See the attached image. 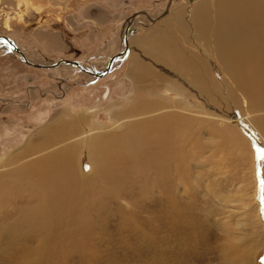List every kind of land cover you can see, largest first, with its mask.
<instances>
[{
	"label": "rangeland",
	"instance_id": "1",
	"mask_svg": "<svg viewBox=\"0 0 264 264\" xmlns=\"http://www.w3.org/2000/svg\"><path fill=\"white\" fill-rule=\"evenodd\" d=\"M190 1L173 0L170 12L156 22L138 18L135 33L128 35V52L102 78L77 67L36 68L16 52L13 55L10 46L0 47V264L239 262V249L252 241L251 226L242 227L244 240L231 250L228 240L237 244V231H242L237 226L241 213L227 199L243 195L253 202L256 192L260 205L250 202L247 212L258 208L264 226V186L260 183L264 160L257 151L264 149V138L247 120L250 117L264 135V98L250 94L249 101L243 99L222 69L212 66L210 59L216 61L215 55L201 52L206 48L194 36L192 6L214 11L217 0H195L193 5ZM168 2L0 0V36H9L35 62L67 58L84 62L88 70L103 71L125 49L129 19L142 11L159 16ZM166 21L168 28L159 29ZM204 26L199 33L207 35L212 29ZM215 48L210 47L212 52ZM232 49L239 52L235 46ZM233 61L238 64L229 75L235 80L244 67L242 59ZM207 66L213 69L205 72ZM137 90L147 99L140 98L142 112L164 108L163 112L175 110L181 116L160 124L151 122L142 130L127 128L117 133L115 145L107 139L106 150L110 146L121 149V154L119 159L117 153L93 156L103 165V183L85 155L82 164L77 155L64 156L71 164L73 181L82 187L57 186L52 175L40 178L39 170H52L48 164L41 167L34 162L42 154L35 151L49 146L42 143L52 138V122L58 121L62 107L71 104L88 114L97 112V119L111 126L115 104L126 107ZM162 97L173 104L159 101ZM209 104L220 115L235 119L222 125L219 117H209ZM130 110L117 115H131ZM132 131L135 136L130 139ZM135 141H140L137 147ZM23 165L27 166L20 175L25 182L19 183L9 172ZM81 170L88 177H79ZM72 179L70 183L75 184ZM68 187L72 188L67 194L70 202L64 206L56 196ZM45 194L55 208L54 224L41 222L46 218L40 213L44 210H39ZM61 213L66 219L61 220ZM52 228H57L53 236ZM256 264H264V242Z\"/></svg>",
	"mask_w": 264,
	"mask_h": 264
},
{
	"label": "bare ground",
	"instance_id": "2",
	"mask_svg": "<svg viewBox=\"0 0 264 264\" xmlns=\"http://www.w3.org/2000/svg\"><path fill=\"white\" fill-rule=\"evenodd\" d=\"M194 1L195 0L190 1L192 5L194 4ZM215 4H216L215 5L216 7L214 11L210 10L212 7L210 8L206 7L207 9H203L202 11H200L194 5L192 6V9L194 10L193 12H191V17H193V23H195L197 27L194 36L198 41H200V43H203L202 49L203 47L206 48L205 51L201 50V52H203L205 55H208V56H209V53L213 57L215 55L216 61H212L210 59L212 66L217 67L220 70L222 69L220 72L225 73L230 78L229 79L227 77V79L230 82H232V84L235 85V88H238V90L242 93L243 99H248L249 101L250 94H256L258 98L263 99L264 98V0H217ZM138 18H145L151 21V18H155V17L151 16L149 13H146V12L137 13L136 17L132 20V22L130 21L131 18L128 21V26L125 31V34L127 37L135 33L136 27L134 26ZM166 23L167 21L163 23L162 25H159L160 27L158 28L159 29L162 28L163 30V27H164L165 28L164 30H166V28H168V26L165 27ZM203 25L211 26L212 30L211 32H208L207 35H202L199 33V31L203 28ZM131 31L133 32L130 33ZM128 41H129V38H128ZM3 45H8L11 47L10 43L5 38L0 37V47H2ZM206 45H209L210 47L216 46L215 48L216 50H213L212 52L210 47H207ZM130 46H131V42L128 43L127 50H126V45H125L124 47L125 49L117 55L118 58L114 59V61L112 62L111 70L114 67V63L120 60L123 57V55H126L125 53L128 52ZM232 46L237 47L239 49V52L233 50ZM249 49H253V51ZM11 52L13 53V55L15 54L14 50ZM25 55L29 59L26 53ZM19 58L21 59L20 55H19ZM233 58H236L237 60L242 59L241 66L244 67L243 69L244 72L241 74H238L235 77V80H232L229 75L231 68L234 66V64H238L233 61ZM218 60H221V62H218ZM55 61L57 60H53V62ZM50 63L51 62H47L45 64H50ZM81 63L85 67L84 65L85 63L84 62H81ZM62 66H67L69 68L71 67L79 68L76 65L66 64V63H62L58 67H62ZM212 66L205 67L204 68L205 72L212 70L213 69ZM48 69H51V68H48ZM80 69L81 68H79V70ZM91 71L103 72V71H94V70H91ZM233 71L234 73L237 74L239 72V69L235 68ZM84 72H87V71H84ZM107 74L101 77H97L92 74L90 75L94 76L95 78H102V77H105ZM246 86L248 87V90H246ZM260 95H262V97H260ZM149 96H151V94H149ZM140 98L143 99V101L147 100V99H144V97L140 96L139 91L137 90L136 93L128 101V104L126 105V107L123 106L122 104H115V108H117V110L115 109L116 113H114V115L112 116L114 123L111 126L105 125L102 122H100L97 119V112L95 114H88L87 110L85 109L77 110L71 104H67V106L62 107V111H61L62 117L61 116L58 117L57 118L58 121L55 119V121L57 122H52L53 127L50 130L52 138L47 139L45 140L46 142L42 143L43 145H45L46 143H50L49 146L46 148L42 147L43 148L42 150L35 151L36 153L41 152L42 154L34 162H37V164H39V166L41 167L43 164L45 165L48 164L49 165L48 168L52 170V171L39 170L38 174L40 178H43L48 175H52L51 178L55 180V182L58 184L57 186H61L62 184H67V185L71 184L72 188L78 185L82 187L81 182L78 183L76 181L75 182L73 181L72 176H71V171H70L71 164H69L64 158V156L66 157L71 154L72 156L77 155L78 156L77 161H79V163L81 164L83 162V161L81 162V160L87 157V159L91 163L93 170L96 171V175L99 176V178L101 179V183H103L104 180L102 176H104V172H105V171H101L103 165L101 164V162L94 161L93 156L99 153L104 156L106 155L108 157H111L112 155L117 153V159H119L120 154H121V149L120 151H118L117 148L114 149L110 146H108L106 150V147H104L105 146L104 143L106 142L107 139H109L110 144L113 143L115 145V143L118 142V140H116L118 132H122L125 129L127 130V128H129L130 131L131 130H142L143 127L141 126L143 125H146V124L148 125L151 122L153 123L157 122V124H160L158 122H161L162 120L166 121L167 118L172 120L171 117H173L174 115L176 116L177 114L178 115L180 114V113H176L177 111L173 109H172L173 111L163 112L164 108L155 109L154 111H153L154 108L152 110L150 108V111L144 110L145 112H142L141 110L142 108L140 106L141 104L139 105ZM160 99H162L165 102H169L170 104H173V102L169 100L167 97H162V98H159L158 100L160 101ZM155 103L157 105H160V102L158 101ZM137 104L138 106H140V109L135 108V107H138ZM146 106L148 107V104H146ZM209 106L212 109L211 113L209 114L210 115L209 117H213V116L219 117V123H221L222 125L225 124V122L232 121V119H235V117L228 118L224 114L220 115V113L217 111L215 107H213L210 104ZM127 108L131 109L130 111L132 112V114L119 118V116L117 115V112L126 110ZM219 115L222 116L221 119ZM145 116L146 117L150 116V117L146 118ZM179 116H181V114ZM186 118L189 120L193 119V117H189V116H186ZM178 119L179 117H176V120ZM176 120H175V123L179 124L177 123ZM247 120L250 122V124L255 128V130L258 132V134L263 139L264 135L260 131L261 129L260 130L258 129V127L250 120V117ZM62 121L64 122L60 124V122ZM66 122L67 124H65ZM170 122L172 123V121ZM178 122L180 121L178 120ZM50 124L51 123H49V125ZM58 124H60L59 130L57 128ZM146 126L144 128H146ZM184 132L186 133V131ZM130 136H131L130 139H132L135 136V132L132 131ZM57 138H60V140H57ZM154 138L158 139L156 137ZM139 142L140 141H135L134 143L135 147L138 146ZM162 149L163 148L161 146L157 148V150L161 152V154H162ZM83 155H85V157H83ZM115 163H116V160L114 163H111V164L114 165ZM23 166H21L22 168H19V167L16 168L11 173L9 172L10 176L14 175L15 178L17 177L18 180L16 182H19V181H21L22 183L25 182V179L20 175V173H24V171L22 172V170L27 165L24 167ZM79 167H80V164H79ZM80 172H81V175H79V177L80 176L83 178L88 177L87 172L85 173L83 170H81ZM71 179H72V182L75 184L70 183ZM43 185H45V183H43ZM71 187H68L69 189L67 191L65 189L64 192H61L63 191V188L59 190L60 193H58L56 196L58 203H63L65 206L70 202L67 194L68 192L69 193L71 192L72 190ZM254 193H255L254 194L255 199L253 200V202L255 201L257 203V207H259L261 199L259 198L256 192ZM241 196L242 197L239 198L238 200L232 199V198L227 199L228 203L232 202L233 205L236 204L233 209H237L241 213L240 218H238L239 221H237V226H240L242 230L241 232L239 230L237 231L238 237L235 238V242L237 244L235 243L232 244L230 240H228L229 241L228 247L231 250L233 249L236 250V246L239 245V243L242 240H244L245 234L242 233L243 232L242 227H244L245 229L246 226L250 225L252 241L248 245L246 246L244 245L245 247L243 248V250L239 249L238 257L236 261L237 260L239 261L237 264H256V254L258 253L259 247L264 242V226L262 225V220H261V216L258 211V208L254 209L252 212L250 211L249 212L250 215H249L247 211L251 209L250 202L251 203L253 202L252 201L248 202L246 198H244L245 196L244 197L243 195ZM41 205L42 207H40L39 210L43 209L44 212H40V211L39 212L42 213V215L46 216V218L42 219V218L37 217L36 219H39V220L42 219L41 222H43L44 224H50L52 222L54 224L57 219H54V209L55 208H53L54 205L50 201L49 194H45V200L40 204V206ZM76 205L80 207L81 203H77ZM61 216H62L61 217L62 219L61 218L59 219L61 220L66 219L65 215H63L62 213H61ZM250 216H252L253 221H251ZM42 229L44 230L48 228H42ZM56 231H57V228L50 229V232L53 233L51 236L57 234Z\"/></svg>",
	"mask_w": 264,
	"mask_h": 264
},
{
	"label": "water",
	"instance_id": "3",
	"mask_svg": "<svg viewBox=\"0 0 264 264\" xmlns=\"http://www.w3.org/2000/svg\"><path fill=\"white\" fill-rule=\"evenodd\" d=\"M172 1L173 0H169L168 2V5L165 9V11L160 14L159 16H156L155 18H151V21L152 22H156L158 21L160 18L164 17L165 15H167L170 11V7L172 5ZM143 12H146V11H142ZM147 13V12H146ZM137 13L134 14L132 17H131V22L132 20L136 17ZM130 22V23H131ZM133 32V31H131ZM0 37H3L5 38L11 45V48L17 53V55H20L21 56V59L28 65H31V66H34V67H37V68H55V67H58L60 66L62 63H66V64H72V65H76L78 66L79 68H81V70H84V71H87L89 72V74H92V75H95L97 77H101V76H104L105 74H107L110 70H111V65H112V62L114 61L115 58H112L108 67L106 68L105 71L103 72H93L91 70H87L81 63V61H78V60H71V59H67V58H60L59 60L55 61V62H51L50 64H45V63H37V62H33L31 60H29L24 51L7 35H4V36H0ZM128 37L126 36V50L128 49Z\"/></svg>",
	"mask_w": 264,
	"mask_h": 264
},
{
	"label": "snow or ice",
	"instance_id": "4",
	"mask_svg": "<svg viewBox=\"0 0 264 264\" xmlns=\"http://www.w3.org/2000/svg\"><path fill=\"white\" fill-rule=\"evenodd\" d=\"M259 158L264 160V149H258ZM261 185L264 186V180L260 181Z\"/></svg>",
	"mask_w": 264,
	"mask_h": 264
}]
</instances>
